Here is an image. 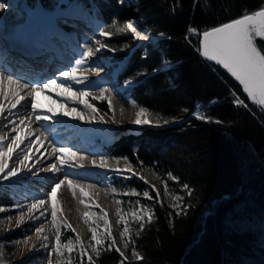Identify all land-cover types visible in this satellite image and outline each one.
Listing matches in <instances>:
<instances>
[{"label":"trees","instance_id":"1","mask_svg":"<svg viewBox=\"0 0 264 264\" xmlns=\"http://www.w3.org/2000/svg\"><path fill=\"white\" fill-rule=\"evenodd\" d=\"M94 1L106 26L107 47L120 62V81L133 82L131 96L157 126L119 135L108 151L139 171L149 169L155 183L123 181L120 201L125 214L138 207L143 215L142 221L126 223L125 251H117L106 239L99 254L91 250L83 256L63 255L62 260L71 257L73 264H89V258L92 264H264V114L231 75L198 51L203 31L263 8L264 0H140L142 25L157 37L155 46L136 43L126 38L129 31H119L127 24L139 28L132 8L118 0ZM164 62L170 65L167 71L162 70ZM228 89H234L244 103L214 108L211 115L221 125L187 118L194 101L220 99ZM97 103L105 108V101ZM132 190L137 195L124 194ZM145 190L149 198L143 197ZM2 198L0 202L6 203ZM177 203L187 207L185 214H176ZM140 205L148 208L150 217ZM61 238L62 244L74 240L73 232L63 228Z\"/></svg>","mask_w":264,"mask_h":264},{"label":"bare ground","instance_id":"2","mask_svg":"<svg viewBox=\"0 0 264 264\" xmlns=\"http://www.w3.org/2000/svg\"><path fill=\"white\" fill-rule=\"evenodd\" d=\"M9 3L11 7L0 10V40L2 39L1 33L6 31V28L13 25L17 27L15 28L16 36L22 34V37L25 39L30 40L33 38V41L37 42L36 46L42 45L44 43L42 40L46 41L49 38L56 47L39 46V52L42 54L40 60H42L44 54L49 55L57 53L58 56L52 58L54 65L49 66L50 71L48 75L46 74V79L41 81H49L54 78L56 84L67 83L73 92L90 91L89 96H96V90L100 88L99 84H103L101 88L105 86L110 80L111 74L102 69L106 66V63H104L105 59L102 60L98 56L101 52L103 53V49L100 48V51L97 52L96 49L99 48L97 43H94L91 48L93 54H96V59L98 57V61H94L92 57L94 55L91 57H84L82 55L84 49L77 48L69 37L63 35L62 30L69 32L71 30L70 25H73V23L81 26L82 22H86L78 21L79 13L75 8L70 6L63 9L65 4L64 2L61 3V0H43L38 5L32 6L29 10L21 8L24 5L21 0H9ZM58 4L59 10L54 11V7ZM131 4L134 5V2ZM25 7L27 9V5H25ZM93 33L94 30L87 36V39H93ZM62 46H64L65 49L61 48ZM70 50L74 51L75 55L70 56ZM77 59L85 60V63L80 65L76 72L78 78H86L84 79V83L76 84L72 81H65L64 77L61 75L55 76V74H60L62 71H70L72 68L77 67L75 63ZM39 65H41V62H33L31 67L27 68V71L32 68L29 74L23 71L22 68L16 70V72L9 70L11 79H18L21 83H24L25 81H22V79L26 78L27 82H30L33 73L41 70L37 69ZM99 77H104L105 79L95 86L91 85V82L89 83L90 80H98ZM31 81H37L36 76L34 80ZM31 84L34 85V83ZM15 87L14 84L10 85L7 79L0 76V108H3V111L0 112V136H7L5 144L10 143L11 138L16 135L23 138L24 142L16 150V153L7 159L8 169L19 167L18 160L23 155L27 154L30 156V159L26 163L31 171L21 167L18 176L9 179V183L18 185L23 190V197L15 201L10 210L13 212H20V215L23 216V220H25L24 222L27 228L31 232L34 231L35 226L39 224L37 227L43 229L40 233V237H51L53 232V222L51 218L53 200L49 199V195L55 184L58 183L59 180L65 179L67 174L65 183L56 191L57 219L71 222V224L75 222L81 223L87 214L86 211L90 209V205L93 204V207H98L100 203L102 204V208L108 210L110 213L109 216H114L115 208L112 205V199L116 197V194L110 191V187L104 182V177L112 172H110L111 170L108 168L97 167L95 165H99L103 157L101 156L102 153L100 154L99 151L100 148L103 150L105 147L107 134L112 130H117L119 127L120 129L132 127V121L135 119L134 114L137 111L135 110L137 107L134 105L135 109L130 107L128 110H121V113L117 114L115 117L114 122L112 119L108 120L107 118H103V122H99L101 117L96 116V121L88 123L87 120L90 119L91 116L87 117L85 115V121H81L63 115V112L69 107H76L78 111H82L84 114L87 109L84 108L83 104L73 102L76 99L75 97L71 99L67 98L66 93L61 92L55 85L50 86L43 92L36 91L34 94L31 90H28V88L20 87L18 91L23 99L16 109H12L11 105L15 103L16 99L13 95V88ZM33 100L37 106V113L46 114L48 116L47 120L37 122L30 107ZM90 102L94 107H99L96 101L90 100ZM61 104L64 105L63 108ZM9 110L11 111L9 112ZM126 112L127 114H125ZM192 112L193 111L189 113L190 116H188V119H194L200 122L201 119L191 115ZM20 116L22 117L20 118ZM25 116L28 117L25 118ZM20 119H24L23 127L19 125ZM12 122L19 125L16 132L11 131ZM218 125L217 123H213V126ZM36 130L42 133L43 141H41L43 143L48 142L49 137L52 135H60L64 132H67V134L60 137V140H62L61 143L58 140H56V142H51V148L47 152L44 146L38 145V142H35V145L37 144L38 147L32 148L31 143L33 138L37 135ZM29 132L32 133L31 136H27ZM66 137H81V139L76 142L74 148H71L66 143ZM85 137L87 139H82ZM54 147H66L69 149V152H75L76 155L70 156L68 153L54 154ZM85 147H90V149L84 150ZM56 156H61V158L66 161V165L71 164L72 167L65 166L63 171L55 174L50 173L37 178L35 176L37 171L41 167L49 165L51 162H55L58 168L61 167ZM93 161H95V165ZM124 161L118 162V171L136 172L134 168L128 167ZM2 175L3 174H0V179ZM69 179L73 181L72 189L68 187L67 180ZM36 187H45L47 191L43 192L42 190L38 192ZM40 199L44 200V204H38V210L29 213L28 208L31 204ZM41 213H44V215L41 216ZM36 217H39V219H36ZM35 233L36 231L33 234Z\"/></svg>","mask_w":264,"mask_h":264},{"label":"snow or ice","instance_id":"3","mask_svg":"<svg viewBox=\"0 0 264 264\" xmlns=\"http://www.w3.org/2000/svg\"><path fill=\"white\" fill-rule=\"evenodd\" d=\"M11 7L9 0H0V10H5ZM59 7V5H58ZM73 7L76 8L78 5L73 4ZM125 30L131 32L132 36L139 39H148L147 36L141 34L138 31L134 24H127L125 28L119 29V31L124 32ZM99 35L101 37L105 36L106 33L104 31H100ZM163 35V34H162ZM254 37L259 38L260 41H264V10L257 11L254 15H244L243 18L235 19L230 23H225L222 26H217L212 28L211 30H205L202 33V39L199 43L198 51L200 55L206 58L208 61H215L217 65L222 66L227 70L228 73L231 74L232 77L235 78L239 82L240 85L243 86V90L247 93L248 98L254 103H258L260 106H264V54H262L261 49L258 47L257 42L254 40ZM102 47H104L102 45ZM109 51H113V49L109 48ZM124 50V49H121ZM97 52L100 51V48L96 49ZM82 55L84 57H91L93 55L92 49L89 48L87 51L83 52ZM76 66L72 68L70 71H62L60 73L61 76L64 77L65 81H72L76 84L84 83V79L86 78H78L76 76V72L80 65L85 63L83 59H77L75 61ZM159 71V69H157ZM0 76L4 77L8 80L10 85H15L13 88V95L15 96V103L11 105L12 109H16L18 105L21 104L23 97L20 96L18 89L20 87L30 88L31 92L34 94L36 91L43 92L45 89H48L50 86L55 85L57 88L61 90V92L66 93L67 98L71 99L75 97V101L84 105V108L89 109L92 113L90 119L87 120L88 123H92L96 121V113L98 111L92 104L88 103L85 97L88 96L87 91H79L73 92L70 86L67 83L56 84V80L50 79L49 81H41L39 84L30 85L28 83H21L20 80L11 79L10 74H6L3 69H0ZM129 84L133 83L132 81H128ZM107 89L101 88L99 90L98 99L103 101L105 99V92ZM97 97H94L96 99ZM237 103H243L242 101H237ZM31 112L35 115L37 122L47 120L48 116L44 113H37L36 111V103L34 100L30 104ZM63 108L64 105L61 104ZM112 110L111 102H109V111ZM3 111V108H0V112ZM11 110H9L10 112ZM64 116L71 117L73 119H78L81 121H85V114L82 111H78L76 107H69L67 110L63 112ZM197 118L199 119H207L204 116H200L197 114ZM99 122H103V117L100 118ZM114 122V120H113ZM209 122H211L209 120ZM151 121L149 119L148 110L144 107H140L139 111L135 114V119L132 121V124L137 126L142 125H150ZM165 124L168 123L167 120L164 121ZM217 124H220V121H216ZM24 124V119L19 120V125ZM19 125L12 122L11 131L16 132ZM31 132L28 133L31 136ZM7 136H0V174L2 175V179L7 180L10 177H16L21 171V167L31 171L28 168L27 161L30 159V156L25 154L18 160L19 167L8 169L7 159L12 157L16 150L20 147V145L24 142L23 138L19 135L13 136L11 138V142L5 144V140ZM53 153H68L70 156H75V152H69V149L66 147H54ZM56 159L59 161L61 167L57 168L55 164H50L46 169H41L42 171H55L60 172L64 170V167H72L71 164L66 165V161L61 158V156H56ZM95 165V161H93ZM97 167H105L106 161L101 159L99 165H95ZM7 169V171H6ZM67 178V174L65 179ZM65 179L59 180L58 183L52 188L51 193L49 195V199L55 200L56 191L65 183ZM68 187L72 189L73 181L67 180ZM185 189H188V186H184ZM125 195H137L135 190L131 192L124 193ZM189 195H191V191L189 190ZM143 197L149 198V191L145 190L143 192ZM178 201L182 200V197L176 198ZM117 203H120L117 200ZM140 202L137 201V204ZM43 205L44 200L40 199L36 202L32 203L28 208V212L31 213L34 210H38L37 205ZM143 208V213L148 214L149 217L151 214L147 207L140 205ZM174 208L178 209L176 212L177 215L185 214L187 211V207H182L180 203L174 205ZM4 211L2 207H0V212ZM44 213H41L43 216ZM131 215L134 217L136 221H142L143 215L137 214V212L133 211ZM51 218L53 225L55 226L57 220V207L53 204L51 209ZM39 219V217H36ZM88 222V215H85V223ZM121 223H124L123 216L121 217ZM23 223V216L18 221V226ZM105 231L107 232L108 221L104 220ZM67 227V225H65ZM140 228H144V224L140 223ZM36 233H41L43 229L41 227L35 228ZM89 231L92 233L91 239L94 241V246L92 247V251L99 254L100 246L103 245V242L106 239H109L107 235H99L98 230L96 228L90 227ZM129 233V227L125 226L123 230L120 232L121 238H124L125 235ZM44 241L48 240V237H43ZM27 241H25L26 243ZM79 246V240H73L71 238L67 239L66 243L62 244L61 232L59 229L56 232L55 237V245L52 251L55 252L58 264H73L71 257L67 260L60 259L65 250L71 253L75 248ZM128 245L125 244V247ZM46 248L47 245L45 244ZM108 249L111 250L112 245H107ZM119 251V249H116ZM81 256L84 255V249H79ZM135 254V253H134ZM52 252L48 253V256L51 257ZM123 256V253H121ZM139 259V257H137ZM49 264H51V260H49ZM89 264H92L91 258H89Z\"/></svg>","mask_w":264,"mask_h":264},{"label":"rangeland","instance_id":"4","mask_svg":"<svg viewBox=\"0 0 264 264\" xmlns=\"http://www.w3.org/2000/svg\"><path fill=\"white\" fill-rule=\"evenodd\" d=\"M24 5L21 8H24L25 10H29L30 8H32V6L38 5L41 1L43 0H21ZM124 2L126 5H130L132 6L133 10V14L136 15V19L138 21V23H141L142 21V17L140 12H137V5L134 4L132 5V1L131 0H118V2ZM29 2V3H28ZM64 2L63 0H61V3ZM75 4V3H73ZM25 5H27V9L25 7ZM59 5V4H58ZM58 5H56L54 8V11H58ZM71 6L68 5V7ZM73 7V5H72ZM74 8V7H73ZM23 9V10H24ZM76 11L81 12L82 14H85L86 12H88V10L86 9H81L80 6L78 5V7L75 8ZM52 11V12H54ZM91 11L95 12L96 9L93 8L91 9ZM92 19V18H90ZM133 22V21H131ZM97 27H99V23L96 22ZM140 24L139 28L137 29L138 31L141 32V34L143 35L144 33H146L145 36L148 37V40H150L151 43L155 42V39L148 34V32L146 31V29L143 27V25ZM101 27V26H100ZM10 28H17L16 26H11ZM107 35L103 36V41L106 39ZM126 38H133L134 41L137 42H142V43H148L147 41L143 40V39H139L136 38L134 36H132L131 32H128L126 34ZM101 39V47L102 45L104 46V42ZM103 48H105V55H107V49L104 46ZM94 56H92L94 58V61H98V57L96 59V54H93ZM99 58H101L102 60H104V58L102 57V52L99 55ZM98 63V62H97ZM99 64V63H98ZM104 69L106 70H110L109 67H105ZM111 77V76H110ZM104 79V77H99L98 80H90L89 83L91 85H97L98 83H101L102 80ZM103 84H99L100 88L96 90V96L94 95V97H99V90L101 89V86ZM128 87V85H122L121 88H124L126 91V88ZM102 88H105V86H103ZM90 94V91H88V96ZM94 97H92L91 95L89 97H85L86 101L89 103V99L92 101L94 100ZM96 100H98V98H96ZM132 107L135 109L134 106V102L129 99L128 100ZM253 102V101H252ZM92 104V103H90ZM254 106L257 108V110L261 113L264 114V106H260L258 103H254ZM137 107V106H136ZM130 108V107H129ZM140 107H137L136 113L139 111ZM119 111H116L114 114H110V113H100L97 111L96 116L99 117H103V118H107L108 120L112 119L114 120L115 117L117 116V114L121 113ZM135 113V114H136ZM127 114V112L125 113ZM135 114H134V118H135ZM85 115L88 116H92V113L90 112L89 109L86 110ZM107 116V117H106ZM148 126H154L150 123V125H142V126H137L134 125L130 128H121L120 127L117 130H112L110 131L109 137H107L105 139L106 143L108 144L117 134L121 133H135L133 131H140ZM211 126V125H210ZM213 126V125H212ZM100 154L102 157V159L106 161V166L104 168H108L110 169L109 171L114 173L113 177L111 178V181L114 183V192L117 194V198L115 199V197L112 199V205L115 208V214L114 216H109L110 213L108 212V210H106L105 208H102V204L100 203L98 205V207H94L97 208V210L91 211V208L93 207V204L90 205V209L87 212L88 215V222L85 223V218L84 220L80 223V224H84V225H79L76 224V222L74 224H71V222H67L64 220H60L57 219L56 220V224L55 226L53 225V232L51 237H48L47 241L43 240V237H40V233H35V229L34 231H30L26 224H25V220H23V223L20 224L18 226V221L21 218L20 212H13L10 209L13 207V203L19 199H21L23 197V190L20 186L18 185H12L11 183H9V179H11L12 177H10L7 180L4 179H0V199H3L2 197L7 198V196L5 194H8V196L10 195L9 198H7V204H0V207H2L4 209V211L0 212V264H49V260H51V264H58V260L56 257V254L54 251H52L54 245H55V237H56V232L59 229V231L64 227V228H69L74 235V241L75 240H79V246L77 248H75L71 253L67 252V250L64 251L63 255H71V254H78L79 256H81L79 249L83 248L84 249V254L86 253V255L92 250V247L94 246V241H92L91 236L92 233L89 231L90 227L96 228L98 230V234L99 235H107L109 236V241L112 242V244L114 245V247L116 249H119V252H123L125 251V245L123 242V238H121L120 236V227L126 226V223L129 222L131 223L132 221H136L134 219V217L128 213L125 214V211L123 210V206L121 204V201L119 199V195L121 196L122 191H120L121 193L119 194L118 190L116 188V185H120L123 184V180H127V179H132L135 178L137 180H141L143 182H145V184H153L155 183V177L154 175L150 172V171H143L140 172L138 171L136 168H134L133 166L129 165L126 161H124L123 159H114L110 156H107V154L102 150V148H100ZM107 158V159H106ZM119 161H124L126 163V165L128 167H132L136 170V172H124L122 170L118 171L119 169L117 168L118 162ZM110 162V163H109ZM112 162V163H111ZM114 162V163H113ZM108 164V165H107ZM110 165V166H109ZM116 166V167H114ZM127 169V168H126ZM98 180V179H97ZM46 183V182H45ZM48 184V183H47ZM36 189H38L39 191L46 192V188H39L36 187ZM111 191V190H110ZM112 191V192H113ZM113 192V193H114ZM5 195V196H3ZM117 200L120 201V203H117ZM53 204L56 205L57 207V200H53L52 202ZM136 207V206H135ZM138 209V207H136ZM133 209L137 212V209ZM89 212V214H88ZM138 214V212H137ZM123 216V220L124 223H121V217ZM108 221V226H107V232L105 231V224H104V220ZM138 222V221H136ZM128 223V224H129ZM39 224H37L35 226V228L38 226ZM67 225V227L65 226ZM40 237V238H39ZM124 239H126V237H124ZM25 241H27L25 243ZM127 241V240H126ZM47 245V247L45 248L44 245ZM52 252L51 257L48 256V253ZM63 255L60 259H63ZM130 259L133 260H139L137 257H131Z\"/></svg>","mask_w":264,"mask_h":264},{"label":"built area","instance_id":"5","mask_svg":"<svg viewBox=\"0 0 264 264\" xmlns=\"http://www.w3.org/2000/svg\"><path fill=\"white\" fill-rule=\"evenodd\" d=\"M216 100H217L216 105L230 103L234 107H236L240 104V103H237V101H240V100L237 99L236 93L233 89H230V91L225 96L221 97L220 99L216 98ZM219 125H221V123Z\"/></svg>","mask_w":264,"mask_h":264},{"label":"water","instance_id":"6","mask_svg":"<svg viewBox=\"0 0 264 264\" xmlns=\"http://www.w3.org/2000/svg\"><path fill=\"white\" fill-rule=\"evenodd\" d=\"M262 10H264V8H262V9H259V10H257V11H262ZM256 11V12H257ZM256 12H254V13H250V14H246V15H254ZM244 16H241V17H239V18H236V19H240V18H243ZM235 20V19H234ZM233 20H231V21H228V22H226V23H230V22H232ZM225 24V23H224ZM223 24H221V25H218V26H222ZM217 27V26H216ZM214 28V27H213ZM212 28H210V29H208V30H211ZM202 39V33H201V35H200V37H199V43H200V40ZM254 40L257 42V44H258V47L261 49V52H262V54H264V41H260L259 40V38H256V37H254ZM212 62H214L215 63V61H212ZM220 66V65H219ZM224 71H226L227 72V70L226 69H224L222 66H220ZM228 73V72H227ZM230 74V73H229ZM231 75V74H230ZM234 78V77H233ZM235 79V78H234ZM238 82V81H237ZM239 83V82H238ZM240 85V84H239ZM240 87L242 88V90H243V86L242 85H240ZM244 91V90H243Z\"/></svg>","mask_w":264,"mask_h":264},{"label":"clouds","instance_id":"7","mask_svg":"<svg viewBox=\"0 0 264 264\" xmlns=\"http://www.w3.org/2000/svg\"><path fill=\"white\" fill-rule=\"evenodd\" d=\"M170 69V65H166L165 67H164V70L165 71H167V70H169ZM227 94V92L223 95V96H225ZM214 98H216V97H214ZM195 102V101H194ZM193 106H194V104H193ZM217 106H219V105H217ZM216 106V107H217ZM215 107V108H216ZM234 107V106H233ZM193 109V108H192ZM214 110V108L212 109V111ZM216 119V118H215ZM201 123H204L203 121H200ZM204 124H206V123H204ZM206 125H213V124H206Z\"/></svg>","mask_w":264,"mask_h":264}]
</instances>
